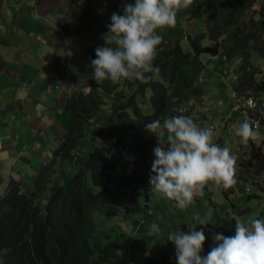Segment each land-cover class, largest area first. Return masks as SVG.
<instances>
[{"label":"trees","instance_id":"trees-1","mask_svg":"<svg viewBox=\"0 0 264 264\" xmlns=\"http://www.w3.org/2000/svg\"><path fill=\"white\" fill-rule=\"evenodd\" d=\"M72 1L87 22L89 56L95 59L96 48L106 46L103 35L109 31L107 25L111 23L112 14H122L125 0L106 7L88 2L89 17L82 0ZM256 1L259 9L249 16L247 26L246 21H238L242 16L238 9L241 4L246 9L255 0L193 1L189 8L178 12L175 28L158 32L163 37L153 61L158 71L148 74L151 78L147 83L123 79L118 84L105 81L98 85L92 77L88 83L89 94L80 92L70 96L66 104L71 111L68 131L50 161L38 171L34 191H22V185L11 178L0 199V264H125V258L118 252L120 245L112 240L103 241L104 237L102 239L96 228L95 214L118 218L135 198L137 185L150 181L151 163L155 159L153 149L158 145L145 125L158 118L176 116L171 106L177 107L187 92H198L191 87V77L182 67L191 58L202 53L239 55L244 65L236 89L264 93V79L260 84L255 81L253 71L246 69V66L251 67L252 49L264 58V0ZM126 2L134 4L135 0ZM205 13L210 30L207 44L206 35L200 33L192 41L187 39L189 49L183 51L176 35V31L181 30L180 19L202 18ZM222 35L225 39L218 41ZM122 85L128 88L133 85L135 90L125 95L120 89ZM145 91L149 96L148 110L145 109ZM106 96H110L112 103L103 116L104 122L98 125ZM90 119L97 130L88 138L92 147L86 153L78 143L86 138L85 124ZM261 121L264 123L263 119ZM256 145L252 139L248 140L245 153L248 158L239 159L242 169H248L253 160L261 157L262 147ZM63 162L70 170L63 168ZM261 168L257 165L255 172L264 171ZM59 173L63 176L56 182ZM237 178L240 175L236 172ZM221 188L223 193L231 190ZM216 225L224 235H234V219L225 220L217 215ZM205 250L203 255L210 251ZM170 254L171 251H161L156 264H168Z\"/></svg>","mask_w":264,"mask_h":264},{"label":"crops","instance_id":"crops-1","mask_svg":"<svg viewBox=\"0 0 264 264\" xmlns=\"http://www.w3.org/2000/svg\"><path fill=\"white\" fill-rule=\"evenodd\" d=\"M69 12L71 17L77 18L80 24L76 19L69 18ZM78 12L80 11L72 0H0V199L11 178L22 185V191H34V179L38 171L50 161L54 149L61 141L63 134L68 131L71 111L66 104L70 96L83 91L87 85L86 79L92 78L93 69L91 61L87 58L89 44L86 39V27L80 15L75 16ZM66 25L67 29L63 32L61 27ZM252 52H256L263 60L260 64L252 62ZM211 56H217V60L206 63L207 68L205 64L200 63V55L191 59L195 62L197 81L209 83L211 92L220 94L224 98L217 99V103L206 101L207 96L204 91L196 86L198 92H187L184 99L176 105L181 111L176 113L174 109L175 115L188 113V116L193 120L196 119V124L201 127L220 120L222 126L216 129L215 143L221 140L231 142L233 155L237 157L236 172L240 175V178L236 180L243 178V172L251 177L260 176L264 171L255 172V169L259 165L258 160L263 165H259V168H264L263 121H260L258 127H254L249 118L234 108L235 105L233 110L238 111L236 116L232 114L218 116L219 111L210 113L212 109L219 108L223 99L234 101L235 93L241 92L238 91L239 88L236 89V86L242 71L241 66L244 65L243 59L239 55L228 57L223 52ZM249 60L251 67L248 66V70L253 71L255 81L262 84L264 58L252 49ZM204 69L206 70L203 71ZM202 72L206 74L205 80L202 78ZM216 80L220 83H216ZM191 87H193V80ZM145 92L147 105L149 96L148 92ZM253 92H255V98L264 103V93ZM111 103L110 96H107L101 105L102 115L98 119L100 120L98 125L104 122L103 116L109 112ZM145 107L148 110V107ZM262 119L264 120V111L261 114ZM245 120L250 123L256 133V138L253 140L256 146L262 147L261 157L253 160L248 165V169H242L239 164V159L248 158V155H245L248 141L244 142L242 138L235 135V129ZM92 122L93 120L90 119L85 124L86 136L88 133L90 136L96 133L97 127L92 126ZM83 140L92 143L91 140ZM95 141L98 142V140ZM82 145L85 148L84 144ZM62 166L70 170L68 168L70 166L67 167L65 162ZM246 179L245 175L242 180ZM261 184H264V181ZM147 192L136 191L135 198L122 210L120 213L122 215L118 219L124 221L133 209L137 211L138 202L143 205L144 211L140 221L152 215L151 209L147 206L150 199ZM249 196L250 194L248 199ZM252 196L258 198L260 195L252 194ZM259 204L263 207L259 209L258 214L264 219V198ZM257 218L260 219L258 216ZM109 227L114 230V226ZM136 232L137 237L131 241L139 250L143 248L141 244L143 236L141 231ZM106 238L109 239L110 236L106 235ZM205 249L208 250L207 247H204ZM126 255L125 264L129 260L136 261L137 264H149L151 257L147 254L139 260L134 259L132 257L135 254L130 251H127ZM158 256L154 260H157Z\"/></svg>","mask_w":264,"mask_h":264},{"label":"clouds","instance_id":"clouds-1","mask_svg":"<svg viewBox=\"0 0 264 264\" xmlns=\"http://www.w3.org/2000/svg\"><path fill=\"white\" fill-rule=\"evenodd\" d=\"M193 0H125L123 11L113 13L109 31L103 35L106 46L96 48L91 60L92 77L98 85L113 84L123 79L147 83L149 73L158 71L153 66L163 37L158 34L175 28L177 14L189 8ZM251 43V42H250ZM220 120L201 127L192 117L176 115L156 119L145 129L157 139L151 163V190L170 201L174 207L186 210L195 202L209 182L227 190L236 184L237 157L229 147L214 142ZM235 135L244 142L256 138L250 123L245 120L235 129ZM210 214V212H209ZM198 225L207 226L206 217L193 213ZM176 249V264H264V219L251 217L235 220L234 235L213 233L214 245L202 255L206 236L203 229L190 232L177 228L169 233Z\"/></svg>","mask_w":264,"mask_h":264},{"label":"rangeland","instance_id":"rangeland-1","mask_svg":"<svg viewBox=\"0 0 264 264\" xmlns=\"http://www.w3.org/2000/svg\"><path fill=\"white\" fill-rule=\"evenodd\" d=\"M196 1V0H193ZM93 3L97 2L102 4V6L106 7L108 5H111L113 2L122 3V0H82V3L84 4V12H86L87 16L89 17V14L87 13V6L86 3ZM259 9V4L255 0L254 3H252L249 7L245 9V7L241 4L240 8L238 9V13H242V16L238 18V21H246V26L250 23L248 22L249 16L252 15V13L255 10ZM80 12L76 13L75 16L79 17ZM69 18L76 19L77 18L71 17V12L68 14ZM236 14L234 13V18ZM81 17V16H80ZM193 17V16H192ZM233 18H231V21L233 22ZM66 22V20H65ZM78 24L79 21H78ZM77 24V25H78ZM87 22L84 20V26L86 27ZM180 29L176 31V35L180 40V44L183 51H187L189 49L188 40H193L198 36L200 33H204L206 35L205 43L207 44V38L210 30L208 29L209 22H207L206 13L203 14L202 18H182L180 19ZM62 31L65 32L67 29V25L64 27H61ZM188 39V40H187ZM225 35H222L218 41L224 40ZM251 60L253 63L260 64L261 61H263L256 52H252L251 54ZM192 59V58H191ZM189 60L187 63H185L182 67L184 71L188 72L191 79L193 80V87H200L204 91V94L207 96L206 101H212L214 103H217V99L224 98L220 94H216L211 92L210 87L211 85L209 83H206L204 81H197V70L196 67H194V60ZM88 60H92L91 56ZM217 60V56H211L206 53L200 54V63L205 64L207 68L208 62H214ZM204 69L203 71H205ZM92 76V75H91ZM202 78L205 80L206 74L202 72ZM92 78H87L86 82V88L81 91L82 95H87L90 92V87L88 86V83L90 82ZM216 83H220V81L216 80ZM122 89L125 95L128 93H131L135 90V86L130 85L129 88L126 85H122L120 87ZM146 92H144L145 94ZM143 94V96H144ZM107 99V96L105 97ZM189 105V104H188ZM235 105L234 101H228V100H222L219 108H214L210 111V113H216L219 111L218 116H221L222 114H232L234 116L237 115L238 111L233 110V106ZM144 104L141 103V107H143ZM147 106V105H145ZM148 107V106H147ZM190 107V106H189ZM177 107L171 106L170 110H174ZM146 109V107H145ZM224 116V115H223ZM171 118V117H167ZM100 120H97L99 122ZM196 123V119L194 120ZM94 131V130H92ZM93 136V135H92ZM87 134L86 138L88 139L92 137ZM83 140V139H82ZM79 141V145H81V148L85 149L86 153L89 152L90 148L92 147V143H87L88 141ZM96 142V141H94ZM82 143L84 144L85 148L83 147ZM220 147H229L231 150V153L233 154V147L231 142L226 141H219L217 143ZM237 152V151H236ZM259 158H257L258 160ZM258 163L260 166L262 165V162L258 160ZM247 176L246 180L244 179V176ZM60 176H63L62 173H59L55 180L56 182H59L61 179ZM242 179L236 180V184L231 188L229 193H223L222 188L216 186L214 183L209 182L208 185H206L202 192L198 193L195 196V202L193 205L189 206L186 210H179L174 207V201H170L167 198L162 197L160 194L152 191L150 183L147 184H138L137 185V192L142 193L144 191H148L147 194L150 195V199L147 203V206L151 209L152 215L145 217L143 221H140L141 218L144 215V211L142 209L143 205L138 202L139 209L135 212H131L130 216L127 218H124L125 220L122 221L118 219L117 217H104L98 213L95 214V221H96V228L100 234V236L104 237L103 241L112 240L120 245L118 252L121 256L124 258H127L126 252L130 251L135 256L132 258L134 259H141L142 256H145L149 254L151 256L148 261V263H156V260L154 258L158 256L159 252L161 251H171V254L169 255L167 259L168 264H176V249L175 245L168 240L169 233L175 231L177 228H179L181 231L184 232H190L191 228L197 227V230L203 229L206 236V242L204 244V247H207L208 250H211V243L214 244V241L212 239L213 233H221L220 229L216 225V216L219 215L222 219L225 220H231V219H240L241 221H247L249 218L253 216H258L260 219V215L258 214V211L260 208H262V204L260 205L259 202L262 198H264V173L260 176H249V174L242 173ZM261 183H257V182ZM89 184V180L87 181ZM257 183V185H256ZM260 189H259V188ZM247 189V190H246ZM263 193H262V192ZM32 192V191H30ZM250 194V198L248 199V195ZM252 194L256 195H263L257 197H253ZM235 198V199H234ZM143 199V198H142ZM257 202V203H256ZM251 209V210H249ZM210 212V214H209ZM151 213V212H150ZM193 213H199L201 217H206L208 220V225H198L196 221L193 220ZM217 214V215H216ZM119 223V224H118ZM114 226V230H112L109 226ZM141 231L143 240L141 241V244L143 245V248L139 249L136 248V245L131 241V238L137 237V232ZM106 235H109L110 238H106ZM138 250V253H137ZM129 259V258H128Z\"/></svg>","mask_w":264,"mask_h":264},{"label":"built area","instance_id":"built-area-1","mask_svg":"<svg viewBox=\"0 0 264 264\" xmlns=\"http://www.w3.org/2000/svg\"><path fill=\"white\" fill-rule=\"evenodd\" d=\"M88 55V59H89ZM248 70L249 67L246 66ZM235 106L234 108L243 113L247 118L252 121V125L258 127L261 121V114L264 111V103L255 98V92L251 89H244L241 93H235ZM176 112L181 110L176 108ZM211 123H208L209 125ZM206 125V126H207ZM215 142V138H214ZM127 264H137L136 261L129 260Z\"/></svg>","mask_w":264,"mask_h":264}]
</instances>
